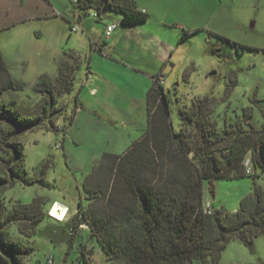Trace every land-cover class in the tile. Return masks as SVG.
<instances>
[{"label": "rangeland", "instance_id": "obj_1", "mask_svg": "<svg viewBox=\"0 0 264 264\" xmlns=\"http://www.w3.org/2000/svg\"><path fill=\"white\" fill-rule=\"evenodd\" d=\"M133 1L147 11L148 21L131 26L136 28L135 36L129 31L128 38L119 34L116 50L108 51L117 61L94 57L101 65L93 60L88 69L94 52L91 40L100 37L103 24L118 23L115 31L124 34L119 12L101 11L99 21L81 14L80 24L75 22L79 30L71 32L65 18L75 20L79 13L75 0H0V49L10 75L24 86L5 92L0 103L14 101L15 110L22 113L33 110L42 98L33 90L40 76L55 82L60 60L80 64L71 74L72 91L56 96V106L61 108L51 116L56 130L45 122L12 139L24 160L15 161L20 180L0 190L7 209L18 201L41 197L45 210L50 201L65 203L70 219L79 202L82 207H96L82 189L83 180L103 152H124L145 129L142 78L149 75L152 80L150 74L165 76L163 90L175 130L193 132L188 122L179 119L178 110L188 115L200 111V122L208 120L206 125L219 131H250V123L258 130L264 127V0ZM94 12L99 11L90 8L89 13ZM86 75L90 77L87 84ZM0 128H6L2 121ZM10 153L0 146L1 156L8 158ZM217 156H222L219 150ZM9 175L0 164V176ZM31 180L34 183H23ZM253 185L264 190V172L258 168L240 178L216 179L213 192L205 181L203 204L208 201L215 209L233 212ZM69 219L61 224L45 218L32 236L22 234L17 222L7 225L5 232L32 247L22 264H49L51 257V264H113L88 228L80 230L71 243L67 241L61 227ZM258 261H264L262 235L254 238L251 247L231 239L220 257L222 264Z\"/></svg>", "mask_w": 264, "mask_h": 264}, {"label": "trees", "instance_id": "obj_2", "mask_svg": "<svg viewBox=\"0 0 264 264\" xmlns=\"http://www.w3.org/2000/svg\"><path fill=\"white\" fill-rule=\"evenodd\" d=\"M75 3L83 11L96 7L97 19L104 10L119 12L124 27L149 19L147 12L138 9L133 0H75ZM77 68L78 65L60 60L55 82L40 76L33 90L42 98L33 110L23 109L22 113L15 110L14 101L0 103V121L6 125L0 128V146L11 152L8 158L0 155V164L10 174L8 178L0 176V190L20 180L15 161L23 163L24 154L12 139L45 122L56 130L51 119L61 110L56 106V96L72 91L71 74ZM23 88L10 75L0 49V99L5 92ZM200 113L188 115L178 110L179 119L188 122L193 132L175 130L169 98L163 85L153 82L146 93L147 125L141 137L122 153L103 152L91 166L82 189L97 205L82 207L78 203L73 217H68L69 221L61 227L67 241L71 243L82 230L79 225L86 224L113 264H222L221 252L231 239L251 247L255 237H264V190L257 185H253L233 212L212 207V213L206 214L202 209L205 181L213 192L216 179L240 178L252 174L253 168L264 172V127L258 130L250 123V131H219L214 125L207 126L208 120L200 122ZM247 116L249 119L250 115ZM218 150L221 157L217 156ZM248 155L251 173H246L243 165ZM44 204L41 197H35L31 202L18 201L7 209L0 197V264H22V258L32 251L30 245L7 236V225L17 222L22 234L32 236L45 218L61 224L66 221L51 218L47 214L49 207L45 210ZM59 226H55L57 230Z\"/></svg>", "mask_w": 264, "mask_h": 264}, {"label": "crops", "instance_id": "obj_3", "mask_svg": "<svg viewBox=\"0 0 264 264\" xmlns=\"http://www.w3.org/2000/svg\"><path fill=\"white\" fill-rule=\"evenodd\" d=\"M89 10L90 9H88V10H86V11H83V10H81V9H79V13H77L76 15H74V18H75V20L73 19H69V18H65L66 19V21L68 22V23H70L71 25L72 24H74L75 22H81L82 21V18H81V14H85V15H92V17L96 20V21H99V20H101L102 19V17H101V15L100 16H98L99 18L97 19V18H95L94 17V13H89ZM141 10H143V11H145V12H147L145 9H141ZM29 18H34L33 16H31V17H29ZM25 20V19H24ZM111 22H107V23H105V24H103V30H102V32H101V35H100V37L98 38V37H94L91 41H92V43H93V46H92V43H91V46H92V51H94L92 54H91V57H90V61H89V66H88V69H90V64H92L93 65V60L95 61V64L96 65H101L100 64V62L101 61H99V60H95L94 59V57H96L97 59L98 58H103V57H108V58H110L111 60H113V61H117V59H115V57L114 56H112V54L111 53H113V51H115L116 50V44H117V42H118V37H119V34L121 33V35L124 37V38H128V34H127V32L126 31H129L130 33V35H136L137 33H135V31H136V28L135 27H122L121 29L124 31L123 33L124 34H122V32L120 31V32H116L115 30L118 28V23H116L117 24V26H116V28L114 29V31H113V33H112V35L110 36V37H108V38H105V36H104V31H105V28H106V25L107 24H110ZM146 23V22H145ZM75 24H77V23H75ZM80 24V23H79ZM71 25H70V30H71ZM78 25V24H77ZM121 25V24H120ZM139 25V24H138ZM136 26V25H135ZM80 28V27H79ZM79 29H77V30H75V31H73V30H71V32H76V31H78ZM132 31H134V32H132ZM134 33V34H133ZM100 39L102 40L103 39V41H102V45H100V44H98V42L100 41ZM94 46H95V48H94ZM109 50H111V53H110V55H108L109 53H108V51ZM113 50V51H112ZM96 51L98 52V53H96ZM3 54V53H2ZM72 55H74V57L77 59V55L74 53V52H72L71 53ZM3 57H4V55H3ZM163 57H164V55H163ZM4 59H5V57H4ZM63 60V59H62ZM6 61V60H5ZM7 63V62H6ZM78 69H80V64H78ZM131 69H133V68H131ZM139 72V71H138ZM141 73H144V71H141ZM88 74V73H87ZM144 75V74H143ZM151 76H153L152 74H150ZM149 77V78H148ZM89 78L90 77H88L87 75H86V78H85V81L86 82H84V83H86L87 84V82L89 81ZM142 78V77H141ZM142 79H144V85H143V91H141L142 93H143V96H144V99H145V110H146V93H147V91H148V89L153 85V82H152V80H151V78H150V76L149 75H147V78L146 77H143ZM96 90V88L95 87H92V88H90V91L91 92H94ZM78 106V105H77ZM76 106V107H77ZM107 106V105H106ZM110 106V108H111V105H109ZM77 108H79V107H77ZM141 135H142V133H141ZM141 135L137 138V139H139L140 137H141ZM137 139H135V140H137ZM134 140V141H135ZM130 142V141H129ZM133 141H131V143H132ZM130 143V144H131ZM129 147V146H128ZM127 147V148H128ZM113 153V152H112ZM54 201V200H53ZM50 202H52V201H50ZM208 202V201H207ZM210 204V203H209ZM212 206V205H211ZM213 207V206H212Z\"/></svg>", "mask_w": 264, "mask_h": 264}, {"label": "built area", "instance_id": "obj_4", "mask_svg": "<svg viewBox=\"0 0 264 264\" xmlns=\"http://www.w3.org/2000/svg\"><path fill=\"white\" fill-rule=\"evenodd\" d=\"M93 15H94V17H97L96 13H94ZM116 26H117L116 23H110V24L106 25V28H105V31H104L105 38H108V37H110L112 35V33H113L114 29L116 28ZM77 29H79L77 24L74 23V24L71 25V30L75 31ZM152 82L156 83L157 85H163L165 83V76L162 73H159L157 75H153L152 76ZM243 165H244V169H245L246 173H251L252 172L250 156H246L244 158ZM55 202H56V200H54L51 203V205L47 209V214L51 218H53L55 220H58V221L66 220L68 218L69 213H70V208L65 203L60 202L62 204V206L66 208V211H65V215H64L63 220H59L51 212V209H52L53 205L55 204ZM202 209H203V212L206 213V214H211L212 211H213V208H212L211 204H209L208 202H206L205 205L202 206ZM79 227L81 229L88 228L86 224H80ZM52 262H53V259L51 257V258L48 259V263L51 264Z\"/></svg>", "mask_w": 264, "mask_h": 264}, {"label": "bare ground", "instance_id": "obj_5", "mask_svg": "<svg viewBox=\"0 0 264 264\" xmlns=\"http://www.w3.org/2000/svg\"><path fill=\"white\" fill-rule=\"evenodd\" d=\"M66 208L62 206L60 201L55 202L53 205L51 212L53 215H55L59 220H63L64 215H65Z\"/></svg>", "mask_w": 264, "mask_h": 264}, {"label": "water", "instance_id": "obj_6", "mask_svg": "<svg viewBox=\"0 0 264 264\" xmlns=\"http://www.w3.org/2000/svg\"><path fill=\"white\" fill-rule=\"evenodd\" d=\"M211 74H215V72H212Z\"/></svg>", "mask_w": 264, "mask_h": 264}]
</instances>
